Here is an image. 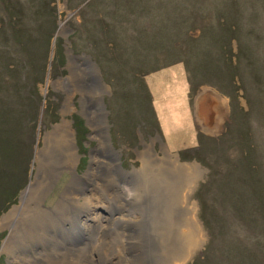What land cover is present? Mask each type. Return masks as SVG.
Segmentation results:
<instances>
[{"label":"rangeland","instance_id":"rangeland-1","mask_svg":"<svg viewBox=\"0 0 264 264\" xmlns=\"http://www.w3.org/2000/svg\"><path fill=\"white\" fill-rule=\"evenodd\" d=\"M40 1L12 0L13 11L25 17V36L30 37L31 43L35 41L34 46L37 47L35 49L27 43L31 52L27 56L15 50L17 42H9L12 44L9 51L14 50V53L6 52L1 60L2 73L9 62V65L19 67L22 62L34 65L27 66L22 73H28L29 81L16 92L17 97L20 95L19 101L13 103L20 110L28 108L32 116L24 118L23 127L18 123L19 131L12 130L9 137L13 139L8 138L7 143H1V140L6 136L4 131L11 128L9 123L0 132V186L10 182L16 170H21L20 165L26 157L21 143L25 141L31 148L29 161H25L28 164L26 183L18 190L14 203L0 214V264H18L33 256L32 252L24 251L28 244L19 255L9 242L4 248L10 229L2 227L1 221L20 205L23 192L35 179L38 173L36 155L44 146L45 134L64 121L72 131L77 159L74 172L77 176L82 177L90 169L92 156L98 150V156L105 159L101 142L115 157L122 173L135 175L136 171L143 169L142 175H135L134 181L143 179L145 188L139 196L142 197L141 225L132 228L122 241L109 235L103 246L95 251L93 264H239L230 261L235 258L231 247L234 242L264 252V215L258 212L261 204L260 207V202L253 204L246 213H242V209L238 213L242 189L234 186L238 174L230 169L234 165L245 167L248 163L257 166L256 181L264 184V106L254 105L251 112H247L246 101L240 96L239 89L234 91L237 101L229 103L228 97L214 87L197 85L192 80L194 73L197 81L215 84L214 74L222 73L221 68L226 67L223 60L217 61L219 59L213 56L206 42L199 41L197 47L190 49L187 46L190 42L184 38L186 30L179 29L173 22L167 21L168 27L162 30V21L166 20L158 17V10L152 3L148 9L157 13L156 16L146 13L148 16L143 19L141 15L146 8L143 0H127L116 5L114 0H95L93 3L92 0H44L41 1L45 2L44 8L48 4L53 9L44 13L39 9ZM217 2L194 0L191 3V0H185L181 3L183 9L187 6L188 16L196 18L189 23L190 36H197L201 28L210 32L213 29L225 36V31L217 29L220 25L216 15ZM197 5L201 7L200 12L194 10L198 9L195 8ZM36 11L40 13V32L49 35L52 29L46 41L32 22H26L32 20L33 17H29ZM99 19L120 32V38H117L128 47L108 51L104 41L99 40L102 31L96 23ZM167 29L171 32L167 36L170 41L184 38L181 46L182 49L187 48L184 54L169 51L168 42L159 36ZM90 42L95 43L91 49ZM231 46L234 50V42ZM223 72L228 82L231 78L228 68ZM214 86L222 93L230 92L229 82L225 87ZM79 87L87 88L90 101L86 104L82 103ZM26 91L30 92L29 97L33 100L23 96ZM4 102L10 104L15 101L6 99ZM82 107L87 108L83 110ZM237 108L247 113L238 116ZM88 115L93 119L96 133ZM230 123L231 134L221 141ZM244 133L247 135L245 141L241 139ZM13 140H19L15 147ZM212 140H217L218 147ZM248 147V159H241L240 154ZM45 160L49 168L58 163L59 157L51 156ZM56 174L57 178L43 198V207L47 209L54 207L73 178V170L68 168L60 169ZM225 185L231 188L226 195L230 201L234 200L233 208L222 201ZM218 201L224 204L218 212L224 222L221 233L209 223L214 236L201 221L200 204L205 209L211 206L219 210L221 205ZM206 215L212 220L211 215ZM246 215L252 216L254 222L249 220L246 223ZM21 216L16 228L23 232L24 227L28 228L27 215L23 213ZM214 218L220 227V222ZM78 238L80 245L95 243L89 241L84 231Z\"/></svg>","mask_w":264,"mask_h":264},{"label":"trees","instance_id":"trees-1","mask_svg":"<svg viewBox=\"0 0 264 264\" xmlns=\"http://www.w3.org/2000/svg\"><path fill=\"white\" fill-rule=\"evenodd\" d=\"M44 1V0H41ZM39 3V9L41 10L42 13L44 11L51 12L53 9L52 7L47 4L46 8H44V3L41 2ZM95 0H92L91 3H93ZM115 5L118 2H124L126 3L127 0H114ZM154 1V0H152ZM185 0H155L154 2H151V0H143L144 4H146V8H143V12L141 17L145 19L148 15L155 17L156 14L158 13V17L161 20H166L162 21L163 23V28L161 29H166L168 27L167 21L168 22H173L175 25L178 26L179 29L184 28L186 30L187 36L186 40L187 46H189L190 49H194V47L198 46L199 41L200 42H206V44L211 48V52L214 57H216L218 62L223 60L224 65L226 64V67H224L222 70V73L216 72L214 74V83L213 85H210L209 83H206L204 80L202 81H197V77L193 72V78L195 83H198L197 85H209L210 87H214L219 93L225 95L229 99V103H231L233 100L237 101L236 97V90L239 89L241 92L240 96L245 99L246 105L248 107L247 112H251L253 109L254 105H263L264 106V88H261L259 86H264V0H217L218 6L216 7V15H217V20L219 22L218 30L225 31V36L221 33H216L212 29V32L208 30H204L203 28L198 29V35L195 37H192L188 34L189 31V23L191 20L190 16H188V10H186L187 6L185 9H183L184 6H182V2ZM194 0H191V3ZM198 1V0H197ZM12 0H0V41L5 42L6 44L1 45L0 43V69L1 71L3 70L1 68V60L4 57L6 52H9L11 54L14 53V50L9 51L10 48H12V44L9 42H17L18 47L15 48V50L22 51L25 55L29 56L30 52V47L26 46L27 43L32 45L33 48L36 49L35 41L31 43V39L29 36H25V23L23 24V21L25 17L22 15H18L15 13L11 5ZM16 3V2H15ZM150 3L153 4V7L158 10L157 13L155 14L152 9H148V6ZM190 3V4H191ZM205 3V2H204ZM131 6V4L129 3ZM202 5V4H201ZM199 4V6H201ZM192 5H190L191 7ZM197 5L198 9H194L195 12H200L201 7ZM183 9V10H182ZM148 15H147V14ZM152 13V14H151ZM155 15H154V14ZM40 13L35 12V14L31 15L29 18H32V20H26V22H32L34 24V28L40 32V27L41 23L39 22L38 15ZM193 14V13H192ZM101 17V16H100ZM102 18V17H101ZM97 26H100L102 28V31L100 33L101 39L100 41H104L105 48L109 51H112L111 49H117L120 50L123 46L128 47L127 43H120L119 41V36L120 32L112 30L111 27H108L105 21L99 19L97 20ZM212 28V27H211ZM221 31V32H222ZM36 32L37 36L39 37L41 34V38L44 39L45 41L48 40V37L50 33L52 32V29L49 32V35L46 34V32ZM30 33V31H29ZM164 34H161L159 36H162V40L167 41L170 48L169 51H175L178 52L179 55L182 53L184 54L187 50V48L182 49V44H183V39L178 37V38H173L171 41L167 39V36L170 31L168 29L166 32L163 31ZM209 33V35L207 34ZM31 35V34H30ZM21 36L23 39H20ZM39 37V38H40ZM119 37V38H117ZM38 40V39H37ZM98 40V41H99ZM28 41V42H27ZM95 42V40H93ZM232 42H234V47L235 49L233 50L232 48ZM38 43V41H36ZM95 43L90 42L89 43V49H91L94 46ZM164 42L162 41L161 47L163 46ZM28 45V44H27ZM39 46V45H38ZM150 46V45H148ZM185 46V47H187ZM167 47V46H166ZM214 49V50H213ZM17 52V51H16ZM31 54V52H30ZM12 57V56H10ZM6 61V59H4ZM14 63V62H12ZM227 63L229 67H227ZM7 64V63H6ZM6 71L4 73L0 72V132L3 130L4 131V126L9 123V127L5 133V138L3 141L1 140V143H7V140L9 135H12V130L15 129V131H19V126L18 123L24 124V118L31 117L30 115V110L28 108H17L13 106V103L16 104L19 101L20 95L18 97L15 95L16 92L18 93L21 88L24 87V84H27L29 81V75L22 74L24 73L25 69L27 66H32L34 65L31 62H22L20 67L19 66H14V65H6ZM218 66H221L219 64ZM230 73L231 78L229 79V89L230 92L227 93H222L218 87L214 86H226V83H228L224 78L225 74L223 71ZM191 71V70H190ZM10 82H6V81ZM39 82V80H37ZM237 82V85L235 84ZM10 83L12 85H10ZM24 83V84H23ZM254 83V84H252ZM22 84V85H20ZM10 87V90L7 89V87ZM235 91V92H234ZM28 91H26L23 96L27 100H33V97H29ZM2 95V96H1ZM6 99H12L15 102H10V104H6L4 100ZM31 105V104H30ZM236 114L239 116L240 114H246L247 112H243L242 109L237 108V111H235ZM235 116V114H234ZM34 118L31 119V121ZM78 121L82 123V121L76 117ZM22 120V121H18ZM12 124V126H11ZM23 127V125H22ZM232 128V123L227 124L225 132L222 134V139L223 141L227 136L231 134L230 129ZM11 129V130H10ZM83 132L84 129L82 130ZM230 133V134H229ZM30 135V133H29ZM243 137L241 139H244V141L247 139L246 133L242 135ZM12 138V137H11ZM13 139V138H12ZM11 139V140H12ZM14 141V140H13ZM217 140H212V143L216 147L217 143H215ZM15 142L16 144H19V140H15L13 143V146L15 147ZM22 150L25 152L26 159L29 161V152L31 148L29 145L26 144L25 141L21 143ZM24 148V149H23ZM246 148L245 151H243V154H240L241 159H248V151ZM23 162V164L20 165L21 170L19 169L16 170V173H14L13 176H11V180L8 183H4L3 186H0V214L8 209V207L14 203L15 197L17 195L18 190H20L26 183V173H27V166L28 164ZM16 162H19L18 159H16ZM15 162V163H16ZM17 164V163H16ZM2 164L0 163V166ZM257 166H254L250 163L245 164V167H242L240 165H234L230 169L231 171H235L237 175L236 180V185L235 187L241 188L242 190V198L239 200V205H237L238 213H240V210L242 213H246L247 210H250L251 207H253V204L255 205L256 203H259V207L261 204V208L258 209L259 215H264V184H260L261 181H256L257 178L255 175L257 174ZM211 175V173L209 174ZM259 175V174H258ZM259 178V177H258ZM224 204H227L229 207H235L233 205L234 200L230 201V198L226 195V191L230 190L231 188L229 186H224ZM218 204H220V201H218ZM224 204H220L221 208L218 210L215 207H207L205 209L202 204H200V218L201 221L205 227L206 230L209 231V234L215 236L214 229L211 228L210 224L213 227H216L217 230L220 231L221 233V228L223 229V224L224 222L223 218H220L218 212L222 210V205L224 207ZM258 207V208H259ZM230 208V209H232ZM255 209V208H253ZM222 213V212H221ZM220 213V214H221ZM211 215V217L207 216ZM216 217L218 221L220 222V227H218L216 223V219L213 217ZM204 220V221H203ZM244 220V219H243ZM254 222V218L252 216L246 215L245 220L246 223L248 221ZM210 223V224H209ZM222 226V227H221ZM216 231V230H215ZM232 247V252L234 255V260H230L231 262H236L239 264H262L264 263V252L263 250H260L258 248H252L248 247L247 245L242 243V246L240 244H237L234 242V246ZM263 249V247H262Z\"/></svg>","mask_w":264,"mask_h":264},{"label":"bare ground","instance_id":"bare-ground-1","mask_svg":"<svg viewBox=\"0 0 264 264\" xmlns=\"http://www.w3.org/2000/svg\"><path fill=\"white\" fill-rule=\"evenodd\" d=\"M79 92L82 103L90 101L87 88L79 87ZM88 120L96 133L90 115ZM100 145L105 159L98 156V150L92 156L90 169L79 177L74 172L77 159L72 131L67 123L64 121L45 134L44 146L36 155L38 173L35 179L23 192L20 205L1 221L2 227L10 229L4 248L9 242L12 250L15 252L17 249L19 255L28 244L24 251L33 253L31 259L19 261L18 264H93L95 251L103 246L109 235L122 241L132 228L141 225L142 197L139 196L145 188L143 179H137L136 183L134 181L135 175L141 176L143 169L136 171L135 175L122 173L115 157L103 142ZM51 156H58L59 161L48 168L45 159ZM63 168L72 169L73 178L54 207L47 209L43 207L45 192L57 178L56 173ZM23 213L27 215L28 228L24 227L22 232L17 231L16 225ZM83 231L89 241L95 243L80 245L78 237ZM27 238L28 241L24 240ZM115 249L117 247L114 252ZM35 255L37 259L33 258Z\"/></svg>","mask_w":264,"mask_h":264},{"label":"water","instance_id":"water-1","mask_svg":"<svg viewBox=\"0 0 264 264\" xmlns=\"http://www.w3.org/2000/svg\"><path fill=\"white\" fill-rule=\"evenodd\" d=\"M79 103H80V106H81V102L79 101ZM82 109L84 110L85 108H83L82 107ZM80 116L82 117L83 115L82 114H80ZM195 165H197L196 163H195ZM198 166V165H197ZM11 210V209H10ZM8 212V211H7ZM7 212H5L4 214H2L1 215V218H2V216H4ZM198 227L200 228V231L202 232V228L198 225Z\"/></svg>","mask_w":264,"mask_h":264}]
</instances>
